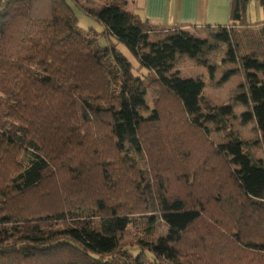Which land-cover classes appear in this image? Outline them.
I'll return each instance as SVG.
<instances>
[{
    "label": "trees",
    "instance_id": "trees-1",
    "mask_svg": "<svg viewBox=\"0 0 264 264\" xmlns=\"http://www.w3.org/2000/svg\"><path fill=\"white\" fill-rule=\"evenodd\" d=\"M101 1L0 0V264H264V159L236 135L214 144L208 123L221 118L202 106L205 83L174 71L178 54L212 49L209 38ZM250 1L232 0L231 26L214 34L228 60L234 27H261L264 40V0L261 21L249 20ZM77 11L100 29L80 30ZM239 57L237 100L264 146V54ZM150 95L177 101L179 119L160 105L147 117ZM189 130L201 137L195 161L192 140H174ZM166 161L210 194L174 192ZM137 215L168 226L136 243L153 259L122 249Z\"/></svg>",
    "mask_w": 264,
    "mask_h": 264
},
{
    "label": "rangeland",
    "instance_id": "rangeland-1",
    "mask_svg": "<svg viewBox=\"0 0 264 264\" xmlns=\"http://www.w3.org/2000/svg\"><path fill=\"white\" fill-rule=\"evenodd\" d=\"M89 7H99L102 3L101 0H83ZM248 18L251 21L263 20V10L260 5L255 1L251 0L248 6ZM79 18V28L83 32L89 31L91 28L99 30L100 26L93 19L87 16L82 11H77ZM261 28V27H260ZM259 27L251 29L249 27L237 26L234 27L233 38L238 44L239 54L237 61L228 60L227 53L229 45L225 41H218L214 34L218 33V30L211 31V34H207L210 40L212 49L200 52L197 56H191L189 54H178L176 66L174 71H178L183 77H194L201 78L205 83L203 97L201 100L203 108L206 107L207 103L214 106L216 109L213 112L218 113V119L221 118V124L219 123H208L209 127V138L214 144H220L222 142L231 139V136L236 135L238 138L248 142V146L251 148L253 153L264 159V146L262 144L261 134L257 128L256 122L253 119H245V113L251 109V106L246 103L237 100V95L244 90L245 80L240 71V56L243 57H263L264 54V40L260 36ZM196 35L202 36V32L198 30L194 31ZM206 35V34H205ZM102 45L105 44L104 40L100 42ZM127 52L126 48H123ZM135 62V60H133ZM136 63V62H135ZM149 109L144 111V114L149 117L153 114V108L157 105L162 114L165 116V120H171L172 117L179 119L180 107L177 105V101L174 102L167 95L163 100H157L154 96H149ZM230 106L232 113H221L220 110L223 107ZM174 107L177 114L171 115L170 108ZM219 108V109H218ZM223 111V110H222ZM236 134H235V133ZM202 136V135H201ZM187 139L192 140L191 159L196 160L199 150L198 145L200 144L201 137L196 132L189 130L182 136H176L175 139ZM203 139V137H202ZM201 158H208V161L216 164L212 159L209 158L205 150L200 151ZM164 172L170 177L172 182V190L179 194H188L189 192H196L207 196L211 191L194 187V183L187 184V180L184 175L188 173V169L183 166L176 164L169 165V162L164 163ZM192 177L189 179L191 180ZM224 178V177H222ZM212 204V203H209ZM214 204V203H213ZM216 216L222 217L218 210ZM148 216L137 215L133 217L132 223L128 229L121 234L120 239L122 243V249L132 255H138L146 253V258L153 259V256L149 252L142 251L137 246V242L140 239L156 240L161 236L168 234V226L162 219H156L152 222L147 218ZM203 228L204 224L200 223L197 228ZM148 259V260H149Z\"/></svg>",
    "mask_w": 264,
    "mask_h": 264
},
{
    "label": "crops",
    "instance_id": "crops-1",
    "mask_svg": "<svg viewBox=\"0 0 264 264\" xmlns=\"http://www.w3.org/2000/svg\"><path fill=\"white\" fill-rule=\"evenodd\" d=\"M231 8L232 0H127L129 11L158 28L185 25L202 36L229 28Z\"/></svg>",
    "mask_w": 264,
    "mask_h": 264
}]
</instances>
